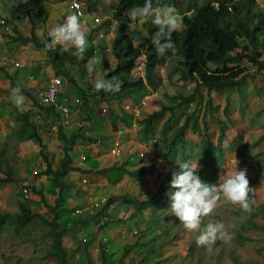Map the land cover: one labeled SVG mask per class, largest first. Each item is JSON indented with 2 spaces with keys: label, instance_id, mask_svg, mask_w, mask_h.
Segmentation results:
<instances>
[{
  "label": "rangeland",
  "instance_id": "rangeland-1",
  "mask_svg": "<svg viewBox=\"0 0 264 264\" xmlns=\"http://www.w3.org/2000/svg\"><path fill=\"white\" fill-rule=\"evenodd\" d=\"M120 1L102 0L100 2L102 4L91 3V0L83 1V9L87 14L91 12L95 15L99 14V24L96 25L94 19L92 20V18H96L94 14L88 15L90 20L82 19L87 38L90 37V39L87 51L83 55L85 60L80 62L81 58L77 59L71 56L70 52L65 51L59 45L51 50L50 54L47 50L36 47L31 42L11 41V37L14 35L11 27L14 25L24 37H29L30 31L33 29L36 38L40 41L51 42L48 32L66 20L60 9L65 10L66 17L73 14L67 11L63 5L59 7L60 9H56V5L61 4L60 0H0V178L7 176L14 180V182L0 185L1 212L12 214L20 212L19 202L21 201L32 212L39 213L48 220L53 217L52 211L40 200L39 194H35L33 190V188L40 189L41 181L44 178V175L41 174L44 161L39 153L40 147L34 139L19 140L17 130L21 123L15 120V111L19 110L30 114V118L37 126L45 144V152L48 154L53 168H57L63 155L62 141L58 138V125L63 127L67 136L71 133H92L95 135L97 132L92 131L94 128L91 127L94 118V123L97 125L101 120H106L110 121L112 126L117 125L121 128V123L115 115L126 111L132 115L130 127H122L114 133L126 129L127 133L125 132L123 136L137 135L133 140L142 145L144 142L140 135L142 128L140 121L148 114L160 110L162 104L175 105L178 101L173 99L174 96L187 95L193 88L194 84L184 83L179 79L178 67H181L178 61L179 57L168 55L156 66V84L154 87H149L150 93L143 92L145 96L141 99L139 95H132L124 100L113 101L109 104L100 103L94 107V100L90 95L93 92L95 81L103 79L104 76L101 58H104L110 67L114 65L111 46H104L105 42H111L113 38L105 37L104 34L109 31L114 34L116 22L119 20L113 19L112 14L114 7ZM212 1L177 0L176 4L177 9L181 13H185ZM255 2V8L264 13V0H255ZM165 5H171V3L166 1L161 7ZM53 7L55 9L52 10ZM106 17L109 19L111 17V20H105ZM122 18H125V21L129 20L126 14ZM92 25L94 26L92 27ZM133 27L147 31L144 23ZM98 33L104 36L100 38ZM100 45L102 47L99 48ZM261 50L262 57H264V45L262 44ZM145 60L146 55L138 59V65L131 73L133 79L138 80L144 76ZM15 63H19V65H15ZM243 64L247 66L248 72L253 76L245 77L243 85L239 89L226 90L224 92L228 93L226 100L222 95L216 94L212 110H209L204 103L197 111L196 118L202 129L203 116L206 112L209 134L215 145L218 144L219 136L217 122L226 123L227 139L222 144L224 148L222 156L210 155L202 144V134L193 133L191 129H188L185 135L187 147L185 162L198 161L197 174L202 181L210 185L218 184L221 175L234 172L236 168L237 170H246L250 187L256 190L255 204L251 213L244 212L239 205H233L221 196L214 212L202 219L201 229L189 232L175 216L168 212L171 205L169 193L173 191L167 192V200L157 204L156 209L148 210L145 213L133 212V205L120 199L110 207V219L105 227L113 226L109 238H111L110 241L117 244L110 255L109 251L105 250L106 256L109 255L110 258L106 264L118 263L122 248L129 246H131V251L121 264H264V215L262 213L264 204V69L261 72H256L249 63L244 61ZM58 67L70 70L78 90H69V84L65 77L55 73V69ZM7 74L14 84H22L26 90L30 91L36 101L37 89L40 86H44L53 75L61 77L66 83L63 89L70 101L71 108L67 121L59 115V124L58 122L54 123L47 111L40 112L33 105L31 99L22 93L26 100L22 107L17 108L11 100L10 80ZM29 81H34L35 87L29 86ZM67 88L68 91H66ZM81 91L87 94L86 105H83ZM203 93L207 99L205 89ZM226 101H229L230 104L227 117L224 114ZM126 107H130L129 110ZM194 110L195 103L176 110L174 119L168 125H166V121L169 116L165 115L154 126L153 132L146 142L151 141L152 145L158 146L160 150L162 149L161 152H165L164 144ZM106 136H110L106 139L107 143L112 144V137L115 135L106 134ZM97 139H99L98 146L106 147V153L112 148L109 145H104L102 138L98 137ZM88 141L91 142L87 139L77 140L75 148H79L78 145H83V143L89 144ZM82 151L87 155L90 154V150L86 147ZM100 153H102V149H100ZM79 154V152H74L73 156L76 157ZM143 154H139L142 160L146 156L145 152ZM111 156L116 158L115 162H119L118 156L113 154ZM164 157L161 155L165 161H173L171 163L172 174L180 171L179 165L184 162L182 157L179 155L173 159H169L166 155ZM76 159L79 158L76 157ZM82 163L92 166L95 162L89 156ZM103 165L107 166L106 162ZM130 167L134 169V167ZM36 169L39 177L35 178V184L28 183L29 177ZM159 171L157 174L159 181L167 182L169 176L165 172V166L160 171L161 173ZM77 173H70L71 177L67 182L70 191H64L60 197L57 196V189L49 179H43L45 182L43 181L44 187L41 189L46 195L48 204L56 203L58 209L66 210L61 214L65 220L61 221L59 218V225L74 222L72 228L68 229L63 238V244L68 251L69 263L102 264V246L100 243L97 244L95 238L91 236V232L85 231L88 230L89 224L94 225L95 222L81 223V219L83 220L87 215L79 216L75 213L76 208L84 206L88 192L94 197H101L102 193L98 190H101L102 186L97 184L96 175H85L80 169ZM110 173L116 179V172ZM122 175L125 178L123 179L124 183L118 184L117 182L115 184L117 189L112 188L114 191L116 190L113 196L123 195V198L141 200L152 194L150 188L153 181L155 182V177L134 180L126 174L122 173ZM81 178L86 179L88 183L82 185ZM115 179V182L119 181ZM138 181L143 182V185L146 183L144 189L147 185L149 188L147 187V190L143 192L141 187L137 186ZM25 189L28 190L27 195L24 193ZM210 221H222L225 224L231 237L229 242L217 240L215 244L207 247L197 246L195 237ZM48 230V225L40 218H35L27 226V229L19 234L14 233L13 229L6 225L0 232V264H57L53 257L46 256V253L51 250L52 242V239L47 235ZM237 234L242 235L244 239L237 240ZM84 239L87 241L85 242ZM144 256L148 257L146 263H143L142 260Z\"/></svg>",
  "mask_w": 264,
  "mask_h": 264
},
{
  "label": "trees",
  "instance_id": "trees-1",
  "mask_svg": "<svg viewBox=\"0 0 264 264\" xmlns=\"http://www.w3.org/2000/svg\"><path fill=\"white\" fill-rule=\"evenodd\" d=\"M166 1L177 8V0H153V3L154 6H161ZM143 3L144 0H121L113 9V19L116 18L119 20L116 22L114 37L111 41L114 65L110 67L107 61L101 58V67L104 70L103 79H111L113 76H118L119 79L123 81V86L118 93L97 92L93 89L90 96L94 100V107L100 103L109 104L113 101L124 100L132 95H139L141 99L145 96L143 92L150 93L151 89L149 87H154L156 84L157 64L161 63L166 56L173 55L171 52L164 57H160L156 54L151 41L157 29L150 21L144 22V25L147 27V31L145 32L143 29L137 27H132L130 29L128 27L130 21H125L126 19L122 18L125 17V14L130 8L142 6ZM255 6V0H213L203 6L181 13L184 16V27L173 35V40L177 48L175 55L179 57L178 61L181 65V67H178L179 79L184 83H192L194 86L187 95L174 96L173 99L178 101L175 105L169 106L162 104L160 110L148 114L140 121L142 135L143 137H147L152 134L154 126L157 125L165 115L169 116L166 121V125H168L174 119L176 110L195 103V110L185 118L183 124L177 129L175 134L164 144L165 154L169 159H173L176 155H179L184 162L186 161L187 147L185 135L188 129H191L193 133L202 134V144L210 155L222 156L224 152L222 144L227 139L226 123L223 121L217 122L219 125V136L218 144L215 145L209 134L206 112L203 116L202 129L201 124H199L196 118L197 111L204 103L209 110L213 109V92L222 93L230 89H239V87L243 85L245 77L253 76L252 73L248 72L247 66L243 64L244 61L254 67L256 72H261L264 69V57H262L263 53L261 50V44L264 45V13L260 12ZM105 20L110 21L111 17ZM31 22L33 23V21ZM11 28L14 34L13 37H11L12 42H31L34 46L39 48L42 47L51 54V50L45 47L46 43L36 38L33 29H31L29 37H24L18 32L17 27L12 26ZM130 34H134L137 37L135 45H133V40L130 39ZM89 39L90 37L88 41ZM100 47L102 46L100 45L99 48ZM143 55H146L144 76L135 80L131 77V73L137 67L138 59ZM84 60L85 56L81 57L80 62ZM55 73L65 77L67 84H69L70 91L74 89L78 90L70 70L58 67L55 69ZM7 76L10 80L9 90L19 85L21 93L31 99L33 105L37 107L40 112L47 111L49 116L53 119V122H58L59 124L60 114L54 107H44L39 104L36 99L33 98L30 91L26 90L22 84H14L11 77L8 74ZM204 89L207 93V99H205L203 93ZM66 91H68V88ZM81 95L83 105H86L87 94L81 91ZM229 110L230 104L229 101H226L224 107V114L226 117L229 114ZM115 116L122 127H130L131 114L122 111V114H116ZM15 120L21 123L17 130L20 141L32 139L37 141L40 147L39 153L45 164L44 171H42L41 174L49 177L53 186L57 189V196L60 197L64 191H70V187L65 178L71 172L79 169L72 164V150L76 141L78 139H87L96 142L97 138H89L80 133H71L67 136L63 131V127L58 125V138L62 141L63 155L59 160L57 168H53L51 160L45 152L46 147L43 139L37 126L31 120L30 114L17 110L15 111ZM100 138L107 139L104 135ZM113 171L116 172L117 179H119L121 173L137 178L144 174H152L154 172V165L141 166L135 169V171H129V169H126L123 165H112L101 168L100 173ZM83 172H87L88 175L91 174L90 171ZM9 182H14V180L7 176L0 178V185ZM170 184L171 182L161 181L154 195L143 200L125 197L123 198L124 202L132 204L135 213L153 210L157 207V204L166 199L169 190L174 191V189L170 187ZM33 190L35 194H39L40 200L52 211L53 217L48 220L41 214L32 212L29 207L20 201V212L12 214L10 212L0 211V231L7 225L13 229L14 233L19 234L27 229V226L35 218H40L48 225L49 230L47 235L52 239L51 250L46 253V256L53 257L57 264H72L68 261V251L63 244V238L68 229L72 228L74 222L68 227H61L58 223V219L66 210L58 209L56 203L54 205L48 204L46 202V195L41 188L38 190L33 188ZM115 201L116 198L114 196L107 198L103 207L97 213L102 214L104 211L109 210L110 206ZM262 207V213L264 215V204ZM107 216H109V214H107ZM90 221H94V216H87L83 220L81 219V223ZM236 239L239 240L244 238L242 235L237 234ZM99 243L102 246V264H106L112 252L111 247L109 248L110 240H107V238L106 240L100 239ZM105 250L110 251L109 255L106 256ZM130 251L131 246L122 248L121 255L118 258L119 264L122 263V260ZM142 260L143 263H146L148 257L144 256Z\"/></svg>",
  "mask_w": 264,
  "mask_h": 264
},
{
  "label": "clouds",
  "instance_id": "clouds-1",
  "mask_svg": "<svg viewBox=\"0 0 264 264\" xmlns=\"http://www.w3.org/2000/svg\"><path fill=\"white\" fill-rule=\"evenodd\" d=\"M126 15L130 21V29L146 21L156 27L151 42L158 56L164 57L169 52L176 54L173 35L184 27V16L175 6H154L153 0H144L142 6L130 8ZM48 36L51 40L45 45L48 50H53L59 45L77 59L83 57L87 51V34L81 16L77 13L68 15L62 24L54 26ZM130 39L135 45L137 37L130 34ZM122 86L123 81L118 76L97 79L94 83L97 92L118 93ZM11 100L17 108L24 105L26 97L21 94L19 85L11 90ZM179 166L180 171L174 172L171 180L170 187L175 191L169 193L171 205L168 212L175 216L187 231L196 232L201 229L202 219L214 212L221 196L231 204L239 205L244 212L251 213L256 190L250 187L246 170L236 168L234 172L221 175L218 184L210 185L202 181L197 174L198 161L189 160ZM230 239L222 221H210L195 237V242L197 246L207 247L215 244L217 240L227 243Z\"/></svg>",
  "mask_w": 264,
  "mask_h": 264
},
{
  "label": "crops",
  "instance_id": "crops-1",
  "mask_svg": "<svg viewBox=\"0 0 264 264\" xmlns=\"http://www.w3.org/2000/svg\"><path fill=\"white\" fill-rule=\"evenodd\" d=\"M82 4H83V6H84V3H83V1L84 0H79ZM102 0H91V3H96V2H99V4H102V3H100ZM60 3L61 4H58V5H56V9H58L59 7H61L62 5L63 6H65V8H67L66 10L67 11H70L69 9H68V1L67 0H60ZM54 5V4H53ZM104 5H107V4H105L104 3ZM51 7H52V5H51ZM53 9H55V7H53L52 8V10ZM60 9V8H59ZM60 12H61V14L63 15V17H65L66 18V14H65V10H63V9H60ZM70 12H72V11H70ZM73 13V12H72ZM86 13V12H85ZM89 14H94V13H86V15L84 16V18H82V19H87V20H90L89 19ZM89 15V16H88ZM92 17V16H91ZM92 20H93V18H92ZM14 26V25H13ZM94 25H92V27H93ZM89 27H91V26H89ZM9 31V30H8ZM102 35V34H101ZM105 35V37H107V36H109V37H111V38H113L114 37V34H113V32H111V31H109V32H107L106 34H104ZM103 35V36H104ZM103 36H101L100 38H102ZM106 45H109V46H111V42H105V47H107ZM104 47V48H105ZM36 72H38V70H35ZM39 72H42V71H40L39 70ZM35 73V72H34ZM40 75H41V73H40ZM30 83H29V86H31V87H35V82L34 81H29ZM225 92V91H224ZM217 93V92H213L212 93V96L214 97V98H216L215 96H216V94H219V95H222V97L223 98H225V100L227 99V97H228V93L227 94H225V93ZM223 103V102H222ZM226 103V102H225ZM260 109H263V108H261L260 107ZM94 120H95V118H94ZM94 120L92 121V125H91V127L92 128H94V130H92V131H96L97 132V134H95V135H93L92 133L91 134H86V133H82V135H85V136H87V137H89V138H98V137H102L103 135L104 136H106V134H113V132H115L116 130H118V129H122V126H121V128H119V126H112V123L110 122V121H106V120H101V122L97 125L96 123H94ZM121 130H119L118 132H116V133H114V137H112V140H113V143L112 144H109V143H107V140L106 139H102V141L105 143L104 145H109L110 146V148L112 147V146H114L116 143H118L120 146H122V151H121V153H120V155L117 157V160L119 161V162H115V160H116V158L114 157V156H111V154L109 153L110 152V149H109V151H107V153H106V147L105 146H102V147H100V146H98L99 144H98V140L99 139H97V141L96 142H93V141H91V142H89V144H84L83 143V145H78V147L79 148H75V146H76V143H75V145H74V148H73V150H72V157H73V166H75L76 168H78L79 167V169H80V171L81 172H83V171H90V173L91 174H89V175H96L97 176V178H96V181H98L97 182V184H101V190H98L100 193H102L101 194V197L103 196V197H107V198H109V197H111V196H113L114 194H115V191L112 189L113 187L114 188H116L117 189V187H116V183L118 182V184H123L124 182H123V179H125L123 176L124 175H122V173L120 174V176H119V181H114V177L112 176V174L110 173V172H105V173H100L101 172V168H104V167H109V166H112V165H115V166H124L126 169H129V171H135V169H138V168H140L141 166H150V165H154V172L152 173V174H144V175H142V176H140V177H137V178H133V177H131L132 179H134V180H137V179H143V180H145V179H151V178H154L155 177V182L153 181V183L151 184V192H152V194H150L149 196H151V195H154L155 193H156V191L158 190V188H159V184L161 183L160 181H159V178L157 177V174H158V171H159V169H160V171H162V168L165 166V172H166V174H167V176H169V180L167 181V178H166V181L167 182H171V180H172V176H173V174H172V172H173V168L171 167L172 166V164L171 163H173V161H171V160H169V162H167V161H165V159H162L161 158V155L164 157V155H166L165 154V152H161L162 151V149L160 150L159 148H158V146H154V145H152L151 143V141H149L148 143L146 142L147 141V138L149 137V136H147V137H143V135H142V132H141V130H140V135L142 136V140H143V144L142 145H139L138 144V142L137 141H134L133 139L137 136V135H130V136H128V135H126L125 137L123 136V134L127 131L126 129L125 130H123V131H121ZM127 133V132H126ZM106 137H109V136H106ZM79 140V139H78ZM77 142V141H76ZM88 148L89 150H90V153H94V157H92L93 158V160H94V164L92 165V166H89V165H87V164H85V163H82V161L80 160V155L81 154H86L84 151H82L83 150V148ZM76 149H78V151H76ZM100 149H102V153H100ZM158 149V150H157ZM74 152H79L80 154H79V156L77 155L76 157L77 158H79V159H76V157H74L73 155H74ZM145 152V154H146V156H144V158H143V160L141 159V157L139 156V154H143ZM144 155V154H143ZM164 158H166V157H164ZM88 159V158H87ZM86 159V160H87ZM76 160H78V161H76ZM86 160H84V161H86ZM104 162H106V165L107 166H104L103 164H104ZM130 164H132V165H130ZM80 165V166H79ZM130 166H132V167H134V169L133 168H131ZM44 168H45V164H44V167H43V169H42V171H44ZM79 169H77V171H74V172H71V174H78L77 172L79 171ZM159 171V173H161ZM85 173V172H84ZM82 175H84L83 173H82ZM85 175H88V173L86 172L85 173ZM39 177V176H38ZM44 178L43 179H45V180H48L49 179V177H47V176H43ZM69 177H71L70 176V174L65 178V180H66V182H68V179H69ZM42 179V181H41V187H44V182H45V180H43ZM82 179L83 178H81V181H82ZM117 179V178H116ZM115 179V180H116ZM50 180V179H49ZM44 181V182H43ZM139 182V181H138ZM134 183V182H133ZM143 182H139V184H137V186L140 188V189H142V191L144 192V191H146L147 190V187L149 188V186L147 185L146 186V189H144V187H145V184L143 185L142 184ZM68 184V183H67ZM82 184V183H81ZM39 185V186H40ZM82 185H85V184H82ZM171 185V184H170ZM41 187H39V188H41ZM38 188V187H37ZM136 190H138V189H136ZM169 191H171V190H169ZM175 191V190H174ZM88 193H90V192H88ZM118 195H120V194H118ZM123 195H120L119 197H117V196H114L115 198H116V201L110 206V207H112V206H114L116 203H117V201L118 200H120V199H123V197H122ZM148 196V197H149ZM129 198V197H128ZM147 197H144L143 199H146ZM130 199V198H129ZM136 199H138V198H136ZM143 199H141V200H143ZM124 200V199H123ZM140 200V199H139ZM165 200H167V199H165ZM85 203V202H84ZM83 205H85V204H83ZM63 209V208H62ZM61 209V210H62ZM156 209V208H155ZM64 210V209H63ZM107 211V214H109L110 212V208H109V210H106ZM135 211V209H134V206H133V212ZM153 211V210H152ZM144 213L146 212V211H143ZM39 214V213H38ZM86 214V213H85ZM133 217V216H132ZM45 218V217H44ZM59 220V219H58ZM60 220L61 221H63V220H65V218H63V215H61L60 216ZM81 222V221H80ZM59 223V222H58ZM71 224H67V225H62L61 227H68V226H70ZM110 225H112V224H110ZM89 227H88V230H85L87 233H89V232H91L92 234H91V236L92 237H96V236H98L100 233H101V235L103 236V237H105V238H107V240H110L111 238H109V233L110 232H112V230H113V226H109V227H107V228H103L101 231H98V230H96V228H95V224L93 225V224H89L88 225ZM5 227V226H4ZM3 230V229H2ZM1 230V231H2ZM0 231V232H1ZM91 237V238H92ZM97 244H99V242L97 243ZM117 244L116 243H114V241H110V245H109V248L111 247V249H113L114 248V246H116ZM109 253H110V251H109Z\"/></svg>",
  "mask_w": 264,
  "mask_h": 264
},
{
  "label": "built area",
  "instance_id": "built-area-1",
  "mask_svg": "<svg viewBox=\"0 0 264 264\" xmlns=\"http://www.w3.org/2000/svg\"><path fill=\"white\" fill-rule=\"evenodd\" d=\"M68 1V9L72 11L73 13H77L81 16V19L84 18L86 15L84 9H83V4L79 0H67ZM101 15V14H100ZM96 18H93L94 21L96 22V25L99 24L98 16ZM107 18V17H106ZM104 19V18H103ZM2 23V22H1ZM101 33H98V37H101ZM15 65H19V63H15ZM66 83L61 79V77L58 76H51L48 82L44 86H40L37 89V102L44 107H54L56 111L61 115L62 118H64L66 121L68 117L70 116L71 113V108H70V101L68 100L67 95H65L64 91V86ZM130 107H126L127 110H129ZM104 110L102 109V112ZM122 151V146H120L118 143H116L112 148L110 149V153L116 156H119ZM89 156L94 157V153H90L89 155L87 154H81L80 155V160L84 161ZM38 176V171L33 172V175L29 177L28 183L35 184V178ZM82 184L88 183L86 179H82L81 181ZM24 193L27 195L28 190L25 189ZM105 197H94L90 193H87L86 197V202L83 207L76 208L75 213L78 214L79 216L81 215H86L89 216H94V224L95 228L98 231H101L105 223L109 221V216H107V211H104L102 214H98L97 212L100 211V209L103 207L104 203L106 202ZM96 242H100V239L106 240L105 237L101 235V233L98 236H94ZM86 242L87 240L84 239Z\"/></svg>",
  "mask_w": 264,
  "mask_h": 264
}]
</instances>
